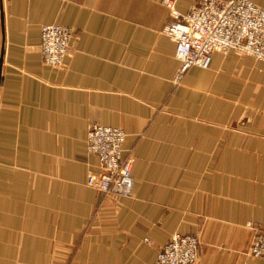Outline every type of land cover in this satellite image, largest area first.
Wrapping results in <instances>:
<instances>
[{"label":"crops","instance_id":"crops-1","mask_svg":"<svg viewBox=\"0 0 264 264\" xmlns=\"http://www.w3.org/2000/svg\"><path fill=\"white\" fill-rule=\"evenodd\" d=\"M169 20L162 0H0V264H155L176 233L198 264H264V62L215 52L175 83ZM46 24L74 30L60 67ZM93 123L127 133L131 196L86 184Z\"/></svg>","mask_w":264,"mask_h":264},{"label":"built area","instance_id":"built-area-1","mask_svg":"<svg viewBox=\"0 0 264 264\" xmlns=\"http://www.w3.org/2000/svg\"><path fill=\"white\" fill-rule=\"evenodd\" d=\"M171 14L163 34L176 43L181 63L176 81L193 67L207 69L213 54L235 51L264 62V7L252 0H194L186 14L175 8V0H163ZM74 30L61 24H46L41 29L40 52L45 64L60 67L68 54ZM127 133L117 126L91 124L87 135L88 151L96 155L101 170H90L86 184L104 194L129 197L135 155L125 147ZM253 225V224H252ZM249 248L254 258L264 259V228ZM151 241L150 239H145ZM200 240L192 234H174L158 251L155 264H198Z\"/></svg>","mask_w":264,"mask_h":264},{"label":"rangeland","instance_id":"rangeland-1","mask_svg":"<svg viewBox=\"0 0 264 264\" xmlns=\"http://www.w3.org/2000/svg\"><path fill=\"white\" fill-rule=\"evenodd\" d=\"M162 3H163V0H162ZM167 7V6H166ZM168 8V7H167ZM170 16H171V14H170ZM163 29V28H162ZM161 32H162V30H161ZM163 33V32H162ZM176 77V76H175ZM176 81V78H174V82ZM182 81V80H181ZM181 81H179L178 83H180ZM175 83H177V82H175ZM117 127H119V126H117ZM122 128V127H121ZM123 129V128H122ZM128 151H130L132 154H134L135 155V158H136V154H135V150H134V148H126ZM136 162V161H135ZM92 223V222H91ZM90 222H88V223H86L85 225H84V228H83V233H87L88 231H92V229L93 228H95V226L93 225V224H91ZM250 226H252V224H250ZM255 240V239H254ZM254 242V241H253ZM252 242V243H253ZM145 243L146 244H151L152 242L150 241H147V240H145ZM252 245V244H251ZM69 255V254H68Z\"/></svg>","mask_w":264,"mask_h":264}]
</instances>
